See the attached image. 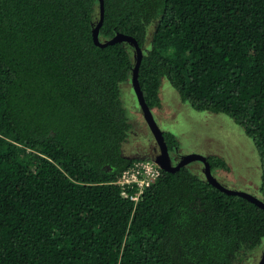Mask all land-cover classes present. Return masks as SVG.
I'll use <instances>...</instances> for the list:
<instances>
[{
  "label": "trees",
  "instance_id": "1",
  "mask_svg": "<svg viewBox=\"0 0 264 264\" xmlns=\"http://www.w3.org/2000/svg\"><path fill=\"white\" fill-rule=\"evenodd\" d=\"M103 11L99 41L122 34L142 50L149 109L166 79L191 109L244 131L264 202V0H103ZM99 21V0H0V264H248L264 251V210L249 200L186 166L161 170L135 202L120 184L138 161L123 150L120 92L136 58L125 42L97 46Z\"/></svg>",
  "mask_w": 264,
  "mask_h": 264
},
{
  "label": "rangeland",
  "instance_id": "2",
  "mask_svg": "<svg viewBox=\"0 0 264 264\" xmlns=\"http://www.w3.org/2000/svg\"><path fill=\"white\" fill-rule=\"evenodd\" d=\"M121 102L131 120L132 131L123 150L129 158L152 160L159 154L158 145L144 121L131 81L120 86ZM161 105L152 109V116L162 132L172 134L179 145L169 152L172 159L188 155L222 157L229 171H212L213 177L225 188L243 191L259 198L261 167L252 141L227 116L196 112L183 103L166 79L159 91ZM189 172L205 179L201 162L186 166ZM262 252L257 251L248 264H258Z\"/></svg>",
  "mask_w": 264,
  "mask_h": 264
},
{
  "label": "water",
  "instance_id": "3",
  "mask_svg": "<svg viewBox=\"0 0 264 264\" xmlns=\"http://www.w3.org/2000/svg\"><path fill=\"white\" fill-rule=\"evenodd\" d=\"M99 1H100V21H99L98 25L96 26V28L93 30V41L99 47H105L107 45H111L114 43L125 42V43L130 44L134 48L136 59H135V65H134V68L132 71L131 83H132V87H133L134 93L136 95L139 107L142 111L144 121L146 122L148 128L150 129V132L152 133V135H153V137H154V139L158 145V148H159L160 154L155 156V158H154L155 163L158 164L159 167L161 168V170H163V171L175 172L176 170H179L180 168L185 167L192 162H195V161L201 162L203 164V168H204L203 171H204L205 179L210 185H212L213 187H215L216 189H218L219 191H221L225 194L235 195V196L242 197L246 200H249L251 203L255 204L257 207L264 210V202L262 200H260L258 197H255V196L248 194L246 192H243V191H236V190L227 189L224 186H222L213 177L210 165H209L206 157H203L200 155L183 156V157H181V160L178 162V164L175 167H172V165L170 163L168 148H167V145H166L165 140L163 138L162 131L159 129V127L155 123L153 116H152L151 109H149L147 107V105L145 104V101L143 99V94H142L141 89H140L139 84H138V80H137L138 68H139V65H140V62L142 59V50L133 38L122 35V34H117L112 39L105 41V42L99 41L98 30H99V27L101 26V23L103 20V12H104L103 11V0H99ZM258 264H264V251L262 253V256H261Z\"/></svg>",
  "mask_w": 264,
  "mask_h": 264
},
{
  "label": "built area",
  "instance_id": "4",
  "mask_svg": "<svg viewBox=\"0 0 264 264\" xmlns=\"http://www.w3.org/2000/svg\"><path fill=\"white\" fill-rule=\"evenodd\" d=\"M160 174L161 168L154 160H138L130 168V171L124 173L120 184L136 189V195L131 198L135 202L147 188L157 181Z\"/></svg>",
  "mask_w": 264,
  "mask_h": 264
},
{
  "label": "flooded vegetation",
  "instance_id": "5",
  "mask_svg": "<svg viewBox=\"0 0 264 264\" xmlns=\"http://www.w3.org/2000/svg\"><path fill=\"white\" fill-rule=\"evenodd\" d=\"M170 151L168 150V153H169ZM160 154V153H159ZM158 154V155H159ZM131 158V157H130ZM169 158H170V156H169ZM138 160H140V159H138ZM181 160V157H177V158H175V159H172V158H170V163H171V165H172V167H175L177 164H178V162Z\"/></svg>",
  "mask_w": 264,
  "mask_h": 264
},
{
  "label": "clouds",
  "instance_id": "6",
  "mask_svg": "<svg viewBox=\"0 0 264 264\" xmlns=\"http://www.w3.org/2000/svg\"><path fill=\"white\" fill-rule=\"evenodd\" d=\"M152 160H155V159H152ZM158 165V164H157ZM159 166V165H158Z\"/></svg>",
  "mask_w": 264,
  "mask_h": 264
}]
</instances>
